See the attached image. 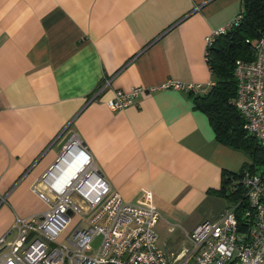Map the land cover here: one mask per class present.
<instances>
[{
	"label": "crops",
	"instance_id": "crops-1",
	"mask_svg": "<svg viewBox=\"0 0 264 264\" xmlns=\"http://www.w3.org/2000/svg\"><path fill=\"white\" fill-rule=\"evenodd\" d=\"M240 0H0V238L15 218L48 204L39 179L75 135L130 205L159 213L156 243L169 257L225 210L222 173L250 158L216 140L199 92L213 78L205 38L239 13ZM141 92L127 108L106 102ZM206 92V93H207Z\"/></svg>",
	"mask_w": 264,
	"mask_h": 264
},
{
	"label": "built area",
	"instance_id": "built-area-1",
	"mask_svg": "<svg viewBox=\"0 0 264 264\" xmlns=\"http://www.w3.org/2000/svg\"><path fill=\"white\" fill-rule=\"evenodd\" d=\"M239 19L207 36L206 47ZM253 44V59L235 62L234 105L243 129L264 149V31ZM209 87L171 83L163 89L206 94ZM141 92L116 91L106 106L127 108ZM39 183L44 192L32 191L48 208L15 218V239L0 238V264H264V173L244 172L240 212L241 201L227 204L215 221L196 226L187 235L190 248L172 258L156 243L159 213L113 192L77 136L67 140Z\"/></svg>",
	"mask_w": 264,
	"mask_h": 264
},
{
	"label": "trees",
	"instance_id": "trees-1",
	"mask_svg": "<svg viewBox=\"0 0 264 264\" xmlns=\"http://www.w3.org/2000/svg\"><path fill=\"white\" fill-rule=\"evenodd\" d=\"M238 26L230 27L224 34L214 37L206 47V63L213 85L204 95L194 96L195 108L205 113L213 128L216 140L230 148L243 151L251 160L235 174L222 173L218 190L211 194L226 200L227 204L241 201L238 211L245 206L241 177L244 172L264 173V149L243 129V120L237 112L234 100L237 84L234 66L237 60L251 61L254 42L264 31V0H240ZM239 216V215H238Z\"/></svg>",
	"mask_w": 264,
	"mask_h": 264
},
{
	"label": "rangeland",
	"instance_id": "rangeland-1",
	"mask_svg": "<svg viewBox=\"0 0 264 264\" xmlns=\"http://www.w3.org/2000/svg\"><path fill=\"white\" fill-rule=\"evenodd\" d=\"M260 171H261V170L258 169V170H257V174H259ZM171 258H172V257H171Z\"/></svg>",
	"mask_w": 264,
	"mask_h": 264
}]
</instances>
